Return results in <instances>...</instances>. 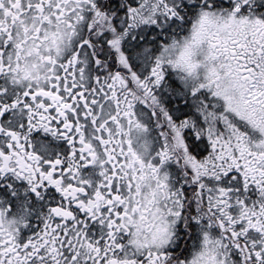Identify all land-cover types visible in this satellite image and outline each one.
Listing matches in <instances>:
<instances>
[{"label":"snow or ice","instance_id":"6c2138e0","mask_svg":"<svg viewBox=\"0 0 264 264\" xmlns=\"http://www.w3.org/2000/svg\"><path fill=\"white\" fill-rule=\"evenodd\" d=\"M0 264H264V0H0Z\"/></svg>","mask_w":264,"mask_h":264}]
</instances>
